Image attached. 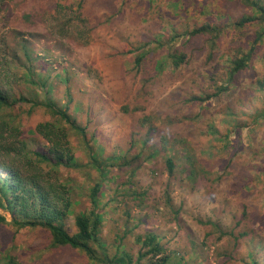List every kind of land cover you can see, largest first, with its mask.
Listing matches in <instances>:
<instances>
[{"label":"rangeland","instance_id":"obj_1","mask_svg":"<svg viewBox=\"0 0 264 264\" xmlns=\"http://www.w3.org/2000/svg\"><path fill=\"white\" fill-rule=\"evenodd\" d=\"M209 1L222 25L250 10L240 0ZM0 4V54L24 52L22 39L28 38L39 56L37 71L54 78L51 97L57 105L69 104L87 130L88 145L102 147L104 158H122L110 161L100 197L107 245L116 251L123 243L136 256L135 237L152 232L168 248L171 264H251L254 253L264 260V125L250 126L256 108L264 106L258 87L264 43L229 92L194 100L213 92L218 64L224 66L237 46L248 47L260 25L229 27L211 50L204 36L171 41L174 32L182 34L210 16L193 0ZM180 47L186 61L176 68L167 53ZM140 54L145 56L138 62ZM19 86L17 93L23 90ZM28 111V104L15 111L22 136L32 150L44 149L35 127L50 114L42 108ZM84 142L80 135L71 137L80 166L59 168L62 180L68 179L75 196L85 201L76 211L89 206L90 178L98 175L96 169L90 178L86 174L90 155ZM169 158L177 165L174 176L167 171ZM11 212L0 208L7 221L0 223V264L8 256L21 264H90L76 249L53 246L48 229L18 227ZM67 222L74 232V217Z\"/></svg>","mask_w":264,"mask_h":264},{"label":"trees","instance_id":"obj_2","mask_svg":"<svg viewBox=\"0 0 264 264\" xmlns=\"http://www.w3.org/2000/svg\"><path fill=\"white\" fill-rule=\"evenodd\" d=\"M240 1L247 5L249 12L232 23V19L228 18L222 25L220 15L215 14L217 11L213 10L209 0H193L202 15L210 16L185 29L182 34L173 33L175 35L171 41L175 43L184 36H204L206 44L214 50L221 44L222 37L231 26L238 30L250 25L262 27V31L255 35L248 47L237 46L234 55L224 66L220 67V63L218 64L216 71L212 73L215 81L213 92H203V96H196L194 100L208 101L229 92L233 85L238 84V74L248 68L254 55L258 53V45L264 43V0ZM2 5L0 4V8ZM201 6L203 8L199 9ZM22 40L24 52L21 48L22 53L17 49H7L6 53L0 54V173H6L5 177L0 178V208L12 211V222L20 228L31 226L48 229L53 246L76 249L86 255L90 264H171L173 257L156 233L138 234L135 237L136 243L140 244L139 254L136 256L123 243L118 244L114 251L103 240L104 216L100 197L104 192L109 166L122 158H104L102 147L95 149L88 145L90 139L86 128L79 125L72 116L69 104L57 105L53 100L51 93L55 87L54 78L49 79L44 72L37 71L36 60L39 56L32 51V43L28 38ZM181 47L167 53L172 66L176 68L186 61V53ZM140 55L138 62L145 56ZM261 61L264 62V54L261 55ZM258 83L259 91L264 93V75ZM18 85L21 88L23 86L21 93L16 91ZM68 97L69 101L73 100L70 91ZM262 101L264 105V97ZM25 104L29 105L28 112L42 108L50 114V119L35 127V133L45 141L44 149L32 150L29 140L22 136L21 117L15 111ZM254 113L256 116L250 126L264 125V106L262 109L257 107ZM75 134L80 135L89 148L90 160L85 167L90 166V171L86 174L91 176L92 169L98 172L97 176L93 175L94 178L89 177L94 182L86 193L89 206L80 211H76L75 206L85 201L75 196L69 180H62L59 171L62 165L71 169L80 166L71 144V137ZM166 163L168 174L174 176L176 163L172 158L167 159ZM71 216L74 217V232L68 228L67 220ZM6 222L5 216L0 213V223ZM179 263L182 264L183 261ZM5 264L21 263L15 256H8ZM251 264H264V260L258 253H254Z\"/></svg>","mask_w":264,"mask_h":264}]
</instances>
